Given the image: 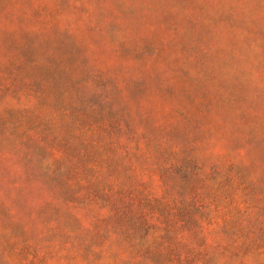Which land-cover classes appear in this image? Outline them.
Masks as SVG:
<instances>
[{"label":"rangeland","instance_id":"1","mask_svg":"<svg viewBox=\"0 0 264 264\" xmlns=\"http://www.w3.org/2000/svg\"><path fill=\"white\" fill-rule=\"evenodd\" d=\"M0 264H264V0H0Z\"/></svg>","mask_w":264,"mask_h":264}]
</instances>
